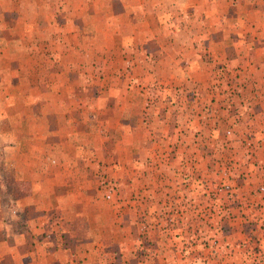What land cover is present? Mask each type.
Returning <instances> with one entry per match:
<instances>
[{"label":"rangeland","instance_id":"obj_1","mask_svg":"<svg viewBox=\"0 0 264 264\" xmlns=\"http://www.w3.org/2000/svg\"><path fill=\"white\" fill-rule=\"evenodd\" d=\"M13 1L20 6L14 11L17 17L13 29L6 34L14 40L10 43L11 50L17 54L19 62L24 66L26 60L29 62L30 73L17 75L12 78V82L2 77L7 90L0 92L1 98H14L15 101L38 98L69 100L72 94V97H76L73 101L76 106L66 110L79 122L77 128L80 131L87 125L93 132V137H89L93 140L90 146L94 147L93 155H89L93 165L90 175L94 184L93 195L96 201L107 205L95 206L90 227L100 232V229L109 226L113 231L109 236L110 241L105 240L107 249L102 253V261L89 263L264 264V184H257L253 188L246 183L245 178L235 173L234 161L237 158L247 164L257 163L253 152L264 153L262 126L259 127L260 133L251 138L243 134H237L234 138H213L212 135L206 137L207 131L205 136L199 133L197 129L202 127L199 122L186 123L180 116V103L188 100L187 109L193 116L212 119L216 114L222 117L230 113L234 120L237 117L242 120L253 110L243 111L240 109L242 107L225 109L220 106V102L228 105L233 102L237 106L241 101L249 103L256 102V99L264 100V76H260L263 74L253 75L254 72L248 68L250 60L247 57L232 60V41H226L232 36L231 39L244 36L247 29L243 22V25L237 26V22L233 25V22H229L231 18L248 14L252 19L256 17V12L223 9L225 19L220 27H217V22L213 23L211 18L206 17L205 23L202 22L204 25H187L183 32V21H177L174 17L168 19L167 8L166 13L165 10L161 11L162 14L164 12L162 22L158 24L153 19L152 25L142 28L146 34L141 33L142 36L160 39L157 44L154 40L140 44L143 51L152 54L155 62L159 55L156 51L159 44L171 40V36L182 34L192 38L203 34L206 40H210L214 34L222 37V57L215 59L205 53L198 58L199 66L193 70L194 73H190L189 77L184 75L183 79L180 77L181 85L174 88L165 86L164 79L156 80L154 75L151 78L149 76L144 83H151V88L145 86L136 93L132 89L121 90L123 82L133 83L131 72L124 80L117 78L118 71L125 63L121 52L126 49L124 54L132 58L133 53L129 49L133 44L119 42V38L111 37L112 33L129 36L132 30L136 31L129 25L132 12L121 10L120 4L124 0H34L35 7L32 10L21 9L23 0ZM171 1L139 0V3L149 6L142 11L144 15L151 12L149 3L159 2V5L165 6ZM175 1L179 4L184 0ZM125 2L132 3L134 0ZM22 15L34 21L27 24L28 18L22 21ZM58 34H61L62 42H55L54 37ZM59 50L62 54H68V58L61 59V66H67L69 62L75 63V68L88 64L91 73L87 83L93 86V90L83 92L74 88L71 91L67 84L73 75L55 76V65L60 62L55 64L54 57ZM28 53L29 57H22ZM129 57H126L129 63L124 65L126 68L132 65L133 59ZM153 67L154 64L151 65ZM197 68H205L208 75L204 85L198 83ZM78 77H74L76 82H85L81 76L80 79ZM155 97L174 100L171 107L175 106L170 108V117L159 126V131L154 128L156 124H149L144 119L147 101ZM121 98L137 100L138 104L141 99L145 100L141 120L144 132L138 129L134 120L136 111L133 104L127 112L129 120L124 123L123 112L120 117L123 122H118L117 107ZM85 100L90 105H85ZM18 108L15 113L24 114V107ZM29 109L31 114H41L40 107ZM11 110L0 105V121H4L6 116H10L8 119L11 120ZM259 110L264 114V110ZM48 122L52 124V120ZM212 123L207 125L211 127ZM207 125L205 129L209 128ZM49 127L53 130L52 125ZM184 128H190L189 136L184 134ZM241 128V125H237V130ZM23 129L26 128L18 123V119L9 124L0 123V131L4 132L0 134V229H5L7 224L12 225L13 231L27 226L38 227V221L25 219L29 212L17 207L20 202L18 205L15 203L30 191L29 183L18 181L21 177L19 168L20 164L29 160V169L32 170L27 172L33 173L29 175L31 179L38 173L36 168L39 162L53 163V155H40L37 145L34 146L32 142L28 144L26 140L24 146H28L30 154L18 153L13 156L11 151L7 152L12 142L19 139L8 137L9 131L13 130L14 135H22ZM154 130L156 134H166L167 137L163 139L156 136ZM159 138L166 144L162 145ZM137 140L143 142L142 148L147 150L138 153L132 147ZM124 141L125 146L128 144L133 151L124 149ZM230 148L238 154L229 155ZM83 220L78 221L79 226ZM4 247L0 246V262H13L9 254L2 253Z\"/></svg>","mask_w":264,"mask_h":264},{"label":"crops","instance_id":"obj_2","mask_svg":"<svg viewBox=\"0 0 264 264\" xmlns=\"http://www.w3.org/2000/svg\"><path fill=\"white\" fill-rule=\"evenodd\" d=\"M34 2V0H23L21 9L25 10L29 8L32 10V8L35 7ZM149 4L152 8L150 10L151 12H147V14L144 13V15L142 11L147 10L149 6L145 7L144 4L139 3V0H134L132 3H126L124 0L120 4L122 12H132L133 17L132 20L129 21V25L136 28V31L132 30V35L129 36L117 35L115 33L111 34V37L119 38V42L128 41L127 44H133L131 49H129V51L133 53L132 58L124 54V52L127 51L126 49L121 52V54H123V59H125V63L122 64L121 70L117 73V78L119 79L121 77V80H124L131 72L132 77L130 78L133 79V83L129 84L123 82V84H121V90L130 91L132 89L137 93L145 86L151 88V83L148 84L144 82H146L145 78L149 76L151 78L153 75V78L156 80H158V78L164 79L165 86L174 88L175 86H179V82H181V80H179L180 77L183 79L184 75L189 77L190 73H194L193 70L199 66L197 61L198 58H201L205 53H208L209 56L215 59L222 57V37H216L214 34L210 40H206L203 34H198L197 37L193 38L188 34H182L180 36H171V40H166L159 44L156 50L159 55L155 62L154 60L156 59L152 57V54L143 51L140 44L147 40H154V43L157 44L160 39L154 36H142L143 34L141 33L146 32L142 28L146 29L152 25L151 21L153 19L156 20L158 24L161 23L162 17H164V12L162 14L161 11L166 8L169 10V13H167L168 19L174 17L177 21H183V32L187 29V25H194V23H197L198 27L204 25L202 22L205 23L206 17L211 18L213 23L217 22L219 25L217 27H220L223 23V19H225L223 9L227 10L228 8H233L235 11H255V18L250 19L249 15L246 14L234 16L229 20V22H233V25H236L237 22V26L243 25L244 23L247 29L244 36L231 39L232 36L231 38H226V41L229 39L232 41V60L237 61V59H244L247 57L250 60L248 63L250 66H248V68L254 72L253 75L263 74L260 76H264V13H262L264 11V0H184L179 4L173 0L165 4V6L159 5V2H151ZM19 6L20 5L14 3L13 0H0V92L2 90H7L6 83L2 81V77H4L5 80L10 79V82H12L13 77L30 73V67L27 65L29 62L27 60L24 62L26 66L19 62L17 54L13 53L11 50L10 43L14 40L11 36L6 34V32H10L13 29L15 17H17V15H14V11ZM176 10L179 12L176 13ZM26 18H28L26 15L21 16L22 21L26 20ZM28 20L27 24L34 21L32 18H28ZM138 28L140 29L138 30ZM248 32L249 34L247 35ZM54 38L55 42L63 41L61 39V34H58ZM162 46H165V48H162ZM29 53L24 54L22 57L26 58ZM126 57L133 59L132 65L130 64L131 66H127V68L124 66L127 64L129 65ZM63 58H68V54H62L59 50L54 57L55 64L60 62L58 65H55V76L69 75L71 77V75H73L74 77L79 76V79L81 76V79L85 82H76L75 78L71 77L70 82L67 84L68 89L73 91L75 88L83 92L89 89L93 90V86L87 83V78L91 73L88 64L85 63V66L83 65L79 68H75V63L69 62V65L61 66V59ZM153 64L154 67L151 68ZM195 72H197L199 76L198 83L204 85L208 77L205 68H197ZM25 81L29 83L27 79H25ZM255 81L257 83L259 82L258 79ZM10 85L11 84H9V86ZM186 87L188 88L187 84ZM198 88L200 89L199 84ZM13 99L14 98L3 99L0 95V105L11 108V111H13L11 120L8 119L10 116H6L5 120H1L0 123L6 122L9 124L18 119V123H21L26 129H23L22 135H14L13 130L9 131L12 135L8 133V137L19 139H17L18 141L16 142H12V146L7 148V152L11 151L13 156L18 153L21 155L30 154L28 146H24L26 140L28 144L32 142L34 146L37 145L36 149L40 155H53V163L42 164L39 162L36 168L38 173L34 174L31 179L29 178L33 173L27 172L32 170V168L29 169V160L23 162V165L20 164L21 169L19 168V173L21 177L17 179L18 181L23 180L29 183L30 191L27 196L17 199L15 203L18 205L20 202V206L17 207L23 209L24 212H29L25 215V219H34L38 221V227L27 226L19 230L15 228V231H13L12 225L7 224L5 229H0V246L5 245L1 250L2 253L9 254L13 260V262H8V264H77V262H80V264H90L89 262H101L103 258L102 253L107 249L105 240L110 238L109 236L112 235L111 232L113 230L108 228V226L100 229V232H95L94 229L90 227V220L93 219L95 206L103 207L107 204L102 201H96L93 195L94 184L90 176L93 165L90 163L91 157L89 158V155L92 156L94 152V147L92 146V148L90 146L93 140L89 139L93 132L88 129L87 125L83 129L81 128L82 131H80L77 128L79 122H77L66 110L68 107L76 106V104H73L76 97H72V94H70L68 97L69 100H66V98H63V100L62 98L58 100L38 98L36 100L21 99L15 101ZM121 99L117 107L119 113L118 122L122 121L120 117H122L123 112H125L123 118L124 123L129 120L128 117L130 116H127V112H129L133 104L132 106L136 111V119L134 120L138 125V129L144 132L141 127V120L145 100L141 99V102L138 101V104L137 100ZM172 101L174 100H169L168 98H156L147 101L146 118L144 119L150 122L149 124H156L154 128L157 130L162 123L166 122L167 117H170V108H175V106L171 107ZM84 102L85 105H90L88 100ZM96 103L98 104V102ZM246 103L241 101L240 104L236 106L233 102L229 105L225 102H220V106L225 109L242 107L240 109L243 111L253 110L251 112L252 114L246 115V118L242 120L241 117L240 119L237 117V119L234 120V116L230 113L222 117L216 114L212 119L207 117L202 118V116H193L190 114V110L187 109L189 106L188 100L182 104L180 103L182 108V114H180V116H182V120L186 123L199 122L202 127H199L197 130L200 134H203V136L207 133L206 137L212 135L213 138L218 136L222 138H227L229 136L234 138L237 134H243L244 137L248 135L251 138L255 137L257 133H260L261 129L264 133V114H261L262 112L259 110H264V100L258 101V99H256V102L249 101V103ZM22 106L24 107V109H22L24 114L15 113L19 110L18 107ZM31 107H40L41 109L39 110L41 114H31L32 111L29 109ZM50 107L51 109H49ZM178 111L177 113H179ZM217 111H220V109L217 108ZM51 120L52 124L48 122ZM209 122H213L211 127L207 125ZM205 124L209 128L205 129ZM50 125L53 126V130L49 127ZM237 125L242 126L241 130H237ZM261 126L262 128L260 129L259 127ZM87 129L90 131H87ZM156 130H154L156 136L163 139L167 137L166 134H156ZM183 131L184 134L189 136L190 128H184ZM1 133L4 132L0 131V134ZM141 138H143V136ZM137 139H139V136ZM158 141H160L162 145L166 144L165 141L162 142V139ZM142 145L143 142L137 140L132 147L136 149L138 153H141L147 150L143 149ZM123 147L125 150L129 149L133 151L132 147L128 144L125 146V141ZM214 151L215 150L212 152ZM253 151L254 148L252 152ZM234 152L235 149L232 148L230 150L231 154L229 155L236 156L238 154V152ZM253 153L256 156L257 160L255 159V162L257 163L250 162V164H247L244 160H238L237 158L234 161L236 163L235 173L241 176V178H245L246 183L254 188L257 184H260V186L264 184V153H256V151ZM260 156H262V159ZM12 216H10V218ZM80 219H84L81 226H79L78 222ZM26 223L28 224L29 222L26 221ZM113 243H115V240ZM5 263L7 262H0V264Z\"/></svg>","mask_w":264,"mask_h":264},{"label":"trees","instance_id":"obj_3","mask_svg":"<svg viewBox=\"0 0 264 264\" xmlns=\"http://www.w3.org/2000/svg\"><path fill=\"white\" fill-rule=\"evenodd\" d=\"M26 194H27V193H26ZM23 195H25V193H24Z\"/></svg>","mask_w":264,"mask_h":264}]
</instances>
